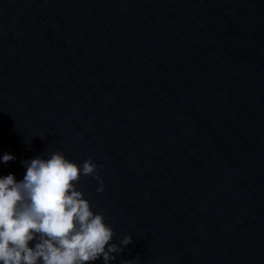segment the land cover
<instances>
[{"label": "water", "instance_id": "95a60500", "mask_svg": "<svg viewBox=\"0 0 264 264\" xmlns=\"http://www.w3.org/2000/svg\"><path fill=\"white\" fill-rule=\"evenodd\" d=\"M57 151L110 264H264V0H0V176Z\"/></svg>", "mask_w": 264, "mask_h": 264}, {"label": "clouds", "instance_id": "9594fccd", "mask_svg": "<svg viewBox=\"0 0 264 264\" xmlns=\"http://www.w3.org/2000/svg\"><path fill=\"white\" fill-rule=\"evenodd\" d=\"M15 159L6 152L0 163ZM21 163L22 180L0 176V264H110L133 243H113V228L77 187L91 176L104 191L91 157L78 165L57 151Z\"/></svg>", "mask_w": 264, "mask_h": 264}]
</instances>
